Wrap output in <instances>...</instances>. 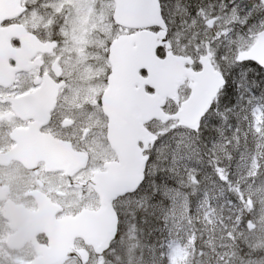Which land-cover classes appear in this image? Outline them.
I'll use <instances>...</instances> for the list:
<instances>
[{
    "label": "snow or ice",
    "instance_id": "1",
    "mask_svg": "<svg viewBox=\"0 0 264 264\" xmlns=\"http://www.w3.org/2000/svg\"><path fill=\"white\" fill-rule=\"evenodd\" d=\"M93 8L92 42L76 39L65 0H25L0 19L41 15L29 30L51 46L29 68L0 58V139L19 147L50 129L70 155L101 137L115 153L66 172L82 204L104 209L99 248L79 264H264V0ZM125 43L136 49L126 69ZM122 128L131 135L120 149Z\"/></svg>",
    "mask_w": 264,
    "mask_h": 264
},
{
    "label": "flooded vegetation",
    "instance_id": "2",
    "mask_svg": "<svg viewBox=\"0 0 264 264\" xmlns=\"http://www.w3.org/2000/svg\"><path fill=\"white\" fill-rule=\"evenodd\" d=\"M23 4L25 7V0ZM41 25L42 18L31 15L6 26H17V32L10 35V47L0 52V58L7 61L15 57L21 67L29 68L34 53L51 50L29 30ZM13 37H19L21 43L18 45ZM69 55L65 53V57ZM81 87L87 90L92 84L83 81ZM68 97L69 103L79 106L74 92H69ZM89 131L85 129L86 134ZM69 143L50 129L40 133L38 142L25 134L19 147L9 137L0 139V264H79L77 256L86 260L90 246L99 248L94 226L101 208L95 200L81 203L84 194L69 186L66 172L90 155L98 161H108L115 153L102 137L87 147H72L71 155L63 147ZM38 153L46 155L39 159ZM71 225L75 236L69 228L66 237L64 229Z\"/></svg>",
    "mask_w": 264,
    "mask_h": 264
},
{
    "label": "water",
    "instance_id": "3",
    "mask_svg": "<svg viewBox=\"0 0 264 264\" xmlns=\"http://www.w3.org/2000/svg\"><path fill=\"white\" fill-rule=\"evenodd\" d=\"M19 2L20 0H0V19L2 17L5 16H12L13 14L16 13L17 10H19ZM2 43H4V41L2 39H0V46H3ZM124 47V55L122 56V60H121V64L122 67H124L125 69L128 66V63L130 61V53H129V49L132 48V46L130 45V43H125ZM132 51H136L135 48H132ZM131 133L130 131L124 129L123 131V137H119V138H114L112 140V144L114 147L118 148V147H122V143L124 144V142L128 140V138L130 137ZM68 224L73 223V222H67ZM74 224V223H73ZM71 228L72 229V236H75V227L73 225H71V227H67L66 229H64L63 234L67 237L68 236V229ZM99 231V228H98Z\"/></svg>",
    "mask_w": 264,
    "mask_h": 264
},
{
    "label": "rangeland",
    "instance_id": "4",
    "mask_svg": "<svg viewBox=\"0 0 264 264\" xmlns=\"http://www.w3.org/2000/svg\"><path fill=\"white\" fill-rule=\"evenodd\" d=\"M95 0H65V5L71 6L72 17L70 19V23L75 22L77 25V34L76 37L82 40L84 35L91 31L90 27H85L89 24L91 17L94 13L93 5ZM33 16L39 17L41 19V15L37 13H33ZM41 24V22H38ZM43 23V20H42Z\"/></svg>",
    "mask_w": 264,
    "mask_h": 264
},
{
    "label": "trees",
    "instance_id": "5",
    "mask_svg": "<svg viewBox=\"0 0 264 264\" xmlns=\"http://www.w3.org/2000/svg\"><path fill=\"white\" fill-rule=\"evenodd\" d=\"M257 76H259V73H257Z\"/></svg>",
    "mask_w": 264,
    "mask_h": 264
}]
</instances>
